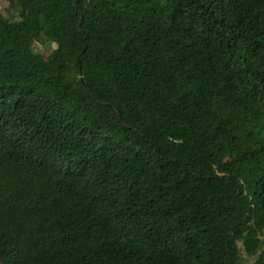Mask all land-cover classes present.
<instances>
[{
  "label": "trees",
  "instance_id": "trees-1",
  "mask_svg": "<svg viewBox=\"0 0 264 264\" xmlns=\"http://www.w3.org/2000/svg\"><path fill=\"white\" fill-rule=\"evenodd\" d=\"M7 1L0 263L264 264V0Z\"/></svg>",
  "mask_w": 264,
  "mask_h": 264
},
{
  "label": "rangeland",
  "instance_id": "rangeland-1",
  "mask_svg": "<svg viewBox=\"0 0 264 264\" xmlns=\"http://www.w3.org/2000/svg\"><path fill=\"white\" fill-rule=\"evenodd\" d=\"M0 11L8 18H11L13 20L19 19L18 10L14 8L7 0H0ZM55 48H56L55 43L49 42L48 40L44 42L36 41L34 43V49L36 51L42 52L45 58H48ZM225 162H226L225 160H220L221 165L224 164ZM239 245L242 251V258L244 262L250 264L256 261L258 255H254V256L248 255L243 248V244L239 243Z\"/></svg>",
  "mask_w": 264,
  "mask_h": 264
}]
</instances>
